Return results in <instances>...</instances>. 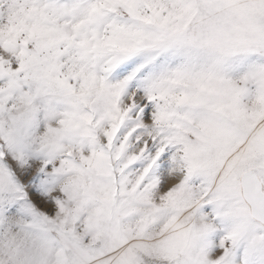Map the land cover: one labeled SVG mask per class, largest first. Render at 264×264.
Wrapping results in <instances>:
<instances>
[{
  "label": "snow or ice",
  "instance_id": "1",
  "mask_svg": "<svg viewBox=\"0 0 264 264\" xmlns=\"http://www.w3.org/2000/svg\"><path fill=\"white\" fill-rule=\"evenodd\" d=\"M0 264H264V0H0Z\"/></svg>",
  "mask_w": 264,
  "mask_h": 264
}]
</instances>
